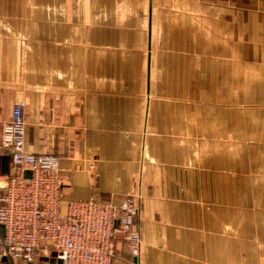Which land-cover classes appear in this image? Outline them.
<instances>
[{
    "label": "crops",
    "instance_id": "1",
    "mask_svg": "<svg viewBox=\"0 0 264 264\" xmlns=\"http://www.w3.org/2000/svg\"><path fill=\"white\" fill-rule=\"evenodd\" d=\"M22 101L64 212L140 197L112 264H264V0H0V121Z\"/></svg>",
    "mask_w": 264,
    "mask_h": 264
},
{
    "label": "built area",
    "instance_id": "2",
    "mask_svg": "<svg viewBox=\"0 0 264 264\" xmlns=\"http://www.w3.org/2000/svg\"><path fill=\"white\" fill-rule=\"evenodd\" d=\"M25 107L17 103L11 119L0 121V264L32 263L41 254L52 264H112L119 241L138 261L140 197L129 195L119 206L73 201L64 212L59 158L27 151ZM4 158L10 162L6 173L1 172Z\"/></svg>",
    "mask_w": 264,
    "mask_h": 264
},
{
    "label": "water",
    "instance_id": "3",
    "mask_svg": "<svg viewBox=\"0 0 264 264\" xmlns=\"http://www.w3.org/2000/svg\"><path fill=\"white\" fill-rule=\"evenodd\" d=\"M3 262H6V259H3Z\"/></svg>",
    "mask_w": 264,
    "mask_h": 264
}]
</instances>
